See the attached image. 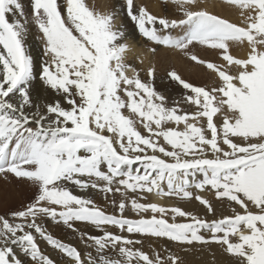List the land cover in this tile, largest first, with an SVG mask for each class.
Listing matches in <instances>:
<instances>
[{
    "label": "snow or ice",
    "instance_id": "1",
    "mask_svg": "<svg viewBox=\"0 0 264 264\" xmlns=\"http://www.w3.org/2000/svg\"><path fill=\"white\" fill-rule=\"evenodd\" d=\"M224 2L240 10L239 24L200 0H164L180 19L134 0L106 12L87 0H0V175L35 189L31 203L0 216V264H60L36 234L66 264H186L169 249L162 256L153 247L160 239L185 254L215 245L229 264H264V0ZM124 17L218 84L197 86L172 70L180 99L158 91L155 66L128 60ZM33 26L43 44L35 65ZM196 46L221 63L201 59ZM233 46L247 47L245 57ZM72 187L100 193L113 211ZM209 193L231 214L217 217ZM152 194L198 201L215 218L151 202ZM45 219L77 233L87 251L55 238Z\"/></svg>",
    "mask_w": 264,
    "mask_h": 264
},
{
    "label": "rangeland",
    "instance_id": "2",
    "mask_svg": "<svg viewBox=\"0 0 264 264\" xmlns=\"http://www.w3.org/2000/svg\"><path fill=\"white\" fill-rule=\"evenodd\" d=\"M204 1H205V3L203 4ZM87 2L90 6H94L98 11H100V6H101L100 0H98V1L97 0H87ZM24 3L27 4V1H24ZM154 3H156L158 5L159 12H156L153 9L152 4H154ZM200 3L203 7H204V5L209 6L210 7L208 9L209 11H211L214 14H217L223 18H227L231 22H235V23L239 24L241 19H242V17L240 16V10L235 8V7L228 6L224 2V0H200ZM138 4L146 7L150 13H152L153 15H156V16H166L169 19H180V18H182L181 14L178 11V9L176 8V6L172 5L171 3L165 4L164 0H140L138 2ZM236 18H239V20H236ZM231 19H233V20H231ZM31 30L34 33V37H35L37 44L39 45V47L43 51V44H42L41 40L38 39V37L41 34L38 32V30L34 26L31 28ZM141 44H142V47L146 48L147 50H148V48H152V47H155L157 49L155 54L150 53V56H151L150 57V65H154L156 68L155 76L160 75V74L161 75H167L168 72L175 70L178 74L181 75V77L183 79H185L186 81L193 83L194 85H197V86L208 85L211 87V86H215L216 84H218L217 78L215 77L214 74L212 75L210 70H207L204 66L198 65L194 61H191L190 59L185 57L179 51L166 48L162 45L152 44L151 42H148L145 38H142ZM191 50L195 54H197L201 59L209 60V61L216 62V63H221L216 52H214V51L208 50L207 48H204L201 46H196L195 48H192ZM247 51H248L247 47L240 48V47L233 46L231 48L232 54L237 56V57H240V58L245 57ZM242 54H244V55H242ZM196 69H199L200 72L195 73ZM142 75H144V73H142ZM144 78L147 79L146 75H144ZM9 176L12 178V181L15 182V183H13V182L12 183L16 184V188L18 189V186H20V185H19V182L17 181V179H15L11 174H9ZM9 176L7 178H5L2 175H0V204H3V203L6 204L7 203L6 206H3V207L0 206V214L3 216L9 215L8 218H10L11 212L21 210L23 208V206H26L27 204L31 203L33 201L34 195H35V191L32 192V191L22 190L20 194L15 193L11 197H8L7 193L4 191V187H6V184L9 182L8 181ZM72 191H73V193H74V191H75V193H77L79 190L77 191V190H74V188H73ZM93 191L94 190H89L87 192L93 193L95 195H100L102 197V195L100 193H98L96 191L93 192ZM182 202L185 203L186 205H189L188 209H190V211L193 213L200 212L199 209L203 208L199 204V202L195 201V200H192L190 202H186V201H182ZM212 203H213L214 207L216 208L217 215L219 214L218 217H220L221 215L223 216V215H230L231 214L230 210L227 208L226 205L218 207L213 201H212ZM191 209L195 210V211H192ZM109 213H111V212H109ZM209 220H211V219H209ZM47 222H48L47 219H45V221L43 222L45 228H47L46 226H48ZM58 234H59V236H61L63 234V232H58ZM65 235H68L73 240H76L79 243L84 244L80 239H78L79 238L78 234L72 232L71 230L66 231ZM92 235H97V234H92ZM53 236H55V235H53ZM57 239L62 240L60 237ZM163 240L164 239L159 240V242H158L159 248H157L158 250L156 249L157 251H159L161 253L162 256L166 255V253L164 252V249H169L173 252H176L179 255H182L186 261V264L191 263V261H194V262L197 261L199 264H203V263L206 264V262L208 261L207 260L208 257H206V256L209 254H214L213 252H215L216 253L215 254L216 255L215 262L212 264H229L230 257L227 254L223 253L222 250H220L215 245H213V246H215V249H213V250L211 249L210 251H201V252L193 251V252H191L192 254L190 252L185 254V253L181 252L180 248L177 247L172 242H170L168 245L161 243L160 241H163ZM45 243H47V242H45ZM45 245H46V247L43 246L44 249L43 248H41V249H42V251L44 250V252L47 253L49 251V249L51 250L52 248L48 244H45ZM47 246L49 248H47ZM174 248L176 249V251ZM184 254H185V256H184ZM199 257H200V259L201 258L202 259L199 260ZM187 261H190V262L188 263Z\"/></svg>",
    "mask_w": 264,
    "mask_h": 264
},
{
    "label": "bare ground",
    "instance_id": "3",
    "mask_svg": "<svg viewBox=\"0 0 264 264\" xmlns=\"http://www.w3.org/2000/svg\"><path fill=\"white\" fill-rule=\"evenodd\" d=\"M24 1H27V0H23ZM98 1V0H97ZM140 0H134V2L138 4ZM100 3H101V6H100V11L101 12H106V11H110L112 10L113 6H116V5H123V0H100ZM205 3V1L203 2V4ZM152 7L153 9L156 11V12H159V8H158V5L156 3L152 4ZM205 8H207V10L210 8L209 6L207 5H204ZM234 19V18H233ZM231 19V20H233ZM236 20H239V18H236ZM123 23L125 24V31L126 33L129 34V40H128V43L133 47V52L129 54L128 56V60L130 63L134 64L136 67L138 68H146L148 66H150V52H148V50L146 48H143L142 47V44H141V41H142V36L138 33V31L135 29L134 27V24L133 22L130 21V19L124 17L123 18ZM28 48H29V51L31 53V55L33 56V59H34V65L38 62H41L42 59H43V51L41 50V48L39 47V45L37 44L36 40H35V37H34V33L30 32V36L28 38ZM244 55V54H242ZM140 59H143L144 60V64L141 65L140 64ZM152 61V60H151ZM197 68V67H196ZM202 69V68H201ZM196 72H200L199 69H196L195 73ZM204 73V72H203ZM209 73V72H208ZM198 74V73H197ZM207 74V73H206ZM201 75V74H200ZM203 75V74H202ZM213 75V74H212ZM155 87L158 91L164 93L165 95H167L170 99H176V100H179L182 93H183V89L177 85L175 82H172L170 81V78L167 76V75H156V79H155ZM50 96H54V94H50ZM9 182L6 184V187H4V191L7 193L8 197H11L12 195H14L15 193H18L20 194L22 190H27V191H35V189L33 187H31L28 183L26 182H22L20 180H17L19 182V185L18 186V189L16 188V184H13L15 182L12 181V178L9 176ZM13 182V183H12ZM21 183V184H20ZM5 184V183H4ZM5 186V185H4ZM74 188V190H77V188L75 187H72V189ZM94 192V191H93ZM75 193V191H74ZM4 194V193H3ZM76 195H81V196H88V197H91L92 199L95 200L96 204L97 205H101V206H104L106 207L107 211L109 212H112L113 209L111 207H108L107 206V203L106 201L100 196V195H95L93 193H90V192H81V191H78L77 193H75ZM207 197L208 199L212 200L218 207H221V205L219 204V202H217L214 198V196H212L211 193L207 194ZM149 201L151 202H157V203H161V204H164L166 206H179L181 208H183L184 210L186 211H190L189 208V205H186L185 203H183L179 198L177 197H172V198H164V199H161L159 197H156L154 194L150 195L149 196ZM7 203H3V204H0L1 207L3 206H6ZM194 205V204H193ZM196 206V205H195ZM24 207V206H23ZM194 207V206H193ZM203 207V206H202ZM8 208V207H7ZM6 208V209H7ZM200 208V207H199ZM226 208V207H225ZM227 209V208H226ZM192 210V209H191ZM192 211H195V210H192ZM198 211V210H197ZM200 212H196L195 214L201 216V217H206L207 219H213L215 217H212V216H209L205 209H199ZM191 212V211H190ZM224 212V211H223ZM229 213V212H228ZM224 214V213H223ZM127 215H129L130 218H135V214L134 213H131V212H128ZM0 216H3L0 214ZM9 215H5V217H8ZM219 216V214L217 215V217ZM222 216V215H221ZM48 222H47V225L46 226L47 230L55 235L54 237L55 238H61L63 242L65 243H70L72 244L73 246H76L78 248V250H80L82 253L86 252L87 249L85 247L84 244L82 243H79L78 241L76 240H73L72 238H70L68 235H65V232L66 231H69V229H67L65 226H63L62 224H55L53 223L50 219H47ZM77 227H79L82 231H86L88 232L89 234H98V230L94 229L92 226H89V225H84V224H77ZM58 232H63V234L61 236H59ZM37 235V242L40 246V248H43L46 247L45 243L46 241H44L43 239H40L38 237V234ZM79 239V238H78ZM158 241H156L154 244H153V247L155 249L159 248V245H158ZM161 243H164L165 245H168L170 242L167 241L166 239H164L163 241H160ZM44 246V247H43ZM47 248H49L47 246ZM165 248V247H164ZM175 249V248H174ZM212 250L215 249V246H212L211 248ZM145 251H149V248H148V242L145 243V248H144ZM158 250V249H157ZM44 251V250H43ZM176 251V249H175ZM45 253V252H44ZM191 253V252H190ZM195 253V252H194ZM212 253V252H211ZM214 254H209L207 255L206 257H208V261L206 262V264H212L215 262V257H216V253L213 252ZM47 255H49L50 258H53L57 261H60V264H66V260H62L61 259V254L57 251V250H53V249H49V251L47 253H45ZM192 254V253H191ZM185 256V254H184ZM187 256V255H186ZM222 256V255H221ZM212 257V258H211ZM192 258V257H191ZM197 258V257H196ZM202 259V258H201ZM200 257H199V260H201ZM188 260V259H187ZM206 260V259H205ZM229 261V260H228ZM188 263L190 261H187ZM189 264H199L197 261L194 262V261H191V263ZM204 264V263H203Z\"/></svg>",
    "mask_w": 264,
    "mask_h": 264
}]
</instances>
